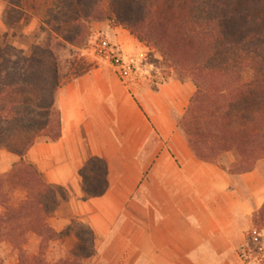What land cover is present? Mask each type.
I'll list each match as a JSON object with an SVG mask.
<instances>
[{"label":"trees","instance_id":"obj_1","mask_svg":"<svg viewBox=\"0 0 264 264\" xmlns=\"http://www.w3.org/2000/svg\"><path fill=\"white\" fill-rule=\"evenodd\" d=\"M5 4L3 23L8 29L20 30L18 25L29 15L37 19L27 50L7 43L6 34L0 36V150L20 158L0 175V244L13 256L9 264H84L95 255V237L84 221L72 218L61 232L51 228L49 220L69 200V191L45 182L23 160L37 141L61 137L55 95L68 80L87 71L81 51L92 23L107 20L139 43L154 46L161 59L150 62L154 68L164 66L179 81L193 84L195 91L176 126L197 159L216 163L221 155L231 154L235 163L229 171L245 172L264 158V0ZM18 36L25 37L22 32ZM79 176L81 201L105 193L104 160L90 157ZM252 222L264 226V206ZM70 238L72 247L61 250Z\"/></svg>","mask_w":264,"mask_h":264},{"label":"crops","instance_id":"obj_2","mask_svg":"<svg viewBox=\"0 0 264 264\" xmlns=\"http://www.w3.org/2000/svg\"><path fill=\"white\" fill-rule=\"evenodd\" d=\"M5 7L0 0L3 28ZM100 26L123 52L139 49L125 31ZM36 27L23 26L22 33ZM92 63L56 92L59 140L37 141L23 157L45 182L69 191L51 228L61 232L72 218L84 221L95 237L87 264H242L252 217L264 206V158L245 172L229 171L231 154L216 163L197 159L176 126L195 91L191 82L171 80L140 93L141 102L102 58ZM90 157L104 160L107 189L81 201L79 171ZM19 162L0 150V175Z\"/></svg>","mask_w":264,"mask_h":264},{"label":"rangeland","instance_id":"obj_3","mask_svg":"<svg viewBox=\"0 0 264 264\" xmlns=\"http://www.w3.org/2000/svg\"><path fill=\"white\" fill-rule=\"evenodd\" d=\"M5 3V0H1ZM35 22H37V19L32 16L29 15L28 17L24 18V20H22L18 25V27H20V30H17L16 28L14 30L8 29L4 23H3V18H2V23L5 26V28L0 27V36H3L4 34L7 35L6 38V42L9 44H12L18 48L27 50L29 45H31V43L34 41L33 39V34L34 32L25 35L23 34L25 37L23 38H19V33L22 32V28L23 26H25L26 31H31V29L33 28V26L35 25ZM97 23H104V25L110 27L111 29H118L121 31H125L126 37L128 39H134L135 41H137L132 35H130V33L123 29L120 26H115L114 24H112L111 22L105 20L102 22H96V23H92L91 25V31H90V35L88 37L87 43L85 45V47L83 48V50L81 51V55L82 58L84 59L85 62V66L86 68H89L90 65H93V61L96 58H102L104 60V62L112 69L109 61H107L106 59H104L101 54L99 53V49L104 47V48H110V49H116L117 51H120L121 53H123L124 55H131V56H135L137 58H139L144 64H150V62L154 61V60H161L160 59V55H159V51L157 48H155L152 45H147V44H142L140 43L139 49L135 50L134 48L130 47L128 48V51L123 52L121 50L120 47L113 45L110 41L111 37L109 36L108 33H110V30L105 26H100V28H95V24ZM35 31V30H34ZM16 33L15 37H12V34ZM124 34V33H122ZM138 42V41H137ZM139 43V42H138ZM159 68H154L152 69V71L149 73V76H145L144 79L141 80L140 84H138L133 91V94L139 98V101L144 102L143 97L140 96V93H143L145 95H148L152 89H154L155 87L158 88L159 85L161 84H165L168 83L171 80H178V78L176 77V75L170 71L165 69L164 66H158ZM113 70V69H112ZM187 81V80H184ZM182 81V82H184ZM181 82V81H180ZM176 116V115H174ZM228 161L229 158H225L223 159V166L227 167L228 166ZM260 228V231H262L264 229V226H255L253 225V231H256V229ZM251 232V233H252ZM259 232V231H257ZM74 243L73 239H69L67 241H65L62 246H61V250H68L72 247ZM9 248L4 245V244H0V261L2 262V264H9L13 261V256L9 254ZM84 264H87V261L84 262ZM92 264V263H90Z\"/></svg>","mask_w":264,"mask_h":264},{"label":"built area","instance_id":"obj_4","mask_svg":"<svg viewBox=\"0 0 264 264\" xmlns=\"http://www.w3.org/2000/svg\"><path fill=\"white\" fill-rule=\"evenodd\" d=\"M99 53L109 61L120 84L129 92L133 91L145 76H149L153 69L151 64H144L139 58L124 55L116 49L102 47L99 49ZM249 240L251 244L240 255L242 264H264L263 232L253 231Z\"/></svg>","mask_w":264,"mask_h":264}]
</instances>
